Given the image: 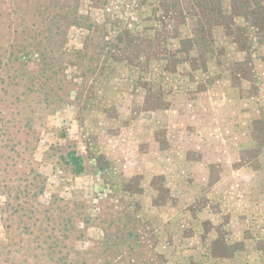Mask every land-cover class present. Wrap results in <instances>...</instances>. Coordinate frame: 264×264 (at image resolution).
<instances>
[{
    "label": "rangeland",
    "instance_id": "obj_1",
    "mask_svg": "<svg viewBox=\"0 0 264 264\" xmlns=\"http://www.w3.org/2000/svg\"><path fill=\"white\" fill-rule=\"evenodd\" d=\"M262 85L264 0H0V264H264Z\"/></svg>",
    "mask_w": 264,
    "mask_h": 264
},
{
    "label": "trees",
    "instance_id": "obj_2",
    "mask_svg": "<svg viewBox=\"0 0 264 264\" xmlns=\"http://www.w3.org/2000/svg\"><path fill=\"white\" fill-rule=\"evenodd\" d=\"M65 160L71 166L74 174L81 175L85 172V159L77 151L72 150L68 152Z\"/></svg>",
    "mask_w": 264,
    "mask_h": 264
},
{
    "label": "crops",
    "instance_id": "obj_3",
    "mask_svg": "<svg viewBox=\"0 0 264 264\" xmlns=\"http://www.w3.org/2000/svg\"><path fill=\"white\" fill-rule=\"evenodd\" d=\"M262 87L264 88V85H262ZM262 94H263V92H262ZM256 96L258 97V100H259V101H260V98L263 97V96L261 95V92H258ZM258 107L261 108V104L258 105ZM260 110L264 111L263 107H262V109H260ZM258 117L261 118V119L264 121V114H262V112H261V114H260ZM259 149H260V147H259ZM244 167H245V165H244ZM245 168H247V167H245Z\"/></svg>",
    "mask_w": 264,
    "mask_h": 264
}]
</instances>
